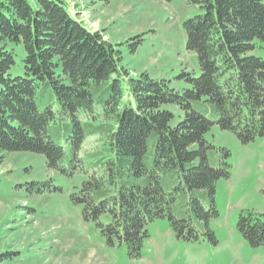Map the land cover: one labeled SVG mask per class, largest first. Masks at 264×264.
Wrapping results in <instances>:
<instances>
[{
    "label": "trees",
    "instance_id": "obj_1",
    "mask_svg": "<svg viewBox=\"0 0 264 264\" xmlns=\"http://www.w3.org/2000/svg\"><path fill=\"white\" fill-rule=\"evenodd\" d=\"M188 1L198 11L182 29L197 68L156 77L133 76L124 43L88 28L67 0H0V164L13 152L44 156L57 178L27 182L29 196L82 177L72 202L130 258L159 218L177 238L215 241L209 222L228 152L220 157L206 133L217 124L242 143L264 136V57L254 53L264 0ZM238 229L264 245V212H242Z\"/></svg>",
    "mask_w": 264,
    "mask_h": 264
},
{
    "label": "rangeland",
    "instance_id": "obj_2",
    "mask_svg": "<svg viewBox=\"0 0 264 264\" xmlns=\"http://www.w3.org/2000/svg\"><path fill=\"white\" fill-rule=\"evenodd\" d=\"M67 1L88 28L100 30L113 43H124L121 64L133 76L147 70L156 77H171L182 68H197L182 29V22L198 11L188 0ZM141 37L139 46L132 45ZM254 53L264 57V41ZM206 139L220 157L228 152L224 158L229 176L216 183L218 215L209 222L215 241L203 232L194 240L177 238L169 220L159 218L147 226L150 236L141 256L130 258L125 245H106L99 229L85 222L81 207L72 202V186L82 177L57 179L60 192L26 195L27 182L57 175L47 169L43 155L13 152L0 164V256L13 259L0 263L264 264V245L252 246L238 229L242 212H264V136L242 143L233 131L215 124Z\"/></svg>",
    "mask_w": 264,
    "mask_h": 264
}]
</instances>
